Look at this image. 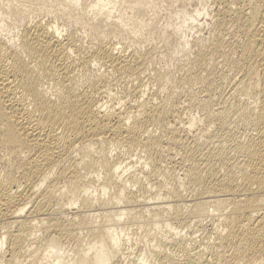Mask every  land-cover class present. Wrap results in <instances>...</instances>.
<instances>
[{
  "label": "bare ground",
  "instance_id": "1",
  "mask_svg": "<svg viewBox=\"0 0 264 264\" xmlns=\"http://www.w3.org/2000/svg\"><path fill=\"white\" fill-rule=\"evenodd\" d=\"M0 264H264V0H0Z\"/></svg>",
  "mask_w": 264,
  "mask_h": 264
},
{
  "label": "rangeland",
  "instance_id": "2",
  "mask_svg": "<svg viewBox=\"0 0 264 264\" xmlns=\"http://www.w3.org/2000/svg\"><path fill=\"white\" fill-rule=\"evenodd\" d=\"M205 26H207V25H205ZM205 26L203 27L204 28L203 29L204 31L202 32L203 35H205V34L207 35V33H208L207 31L209 30V27L208 26L205 27ZM187 35H189V36H187ZM187 35L184 36L185 37V40H191L192 39V36H191L192 34L191 33H188Z\"/></svg>",
  "mask_w": 264,
  "mask_h": 264
}]
</instances>
